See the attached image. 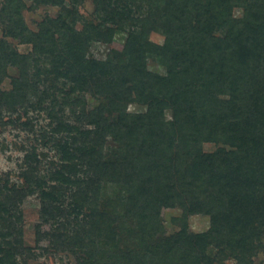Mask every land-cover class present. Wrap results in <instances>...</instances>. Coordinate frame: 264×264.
Instances as JSON below:
<instances>
[{"label": "trees", "instance_id": "trees-1", "mask_svg": "<svg viewBox=\"0 0 264 264\" xmlns=\"http://www.w3.org/2000/svg\"><path fill=\"white\" fill-rule=\"evenodd\" d=\"M36 1L63 5L37 31L22 0L0 12V137L45 112L57 161L44 172L33 147L21 183L0 174V264L36 258L23 226L32 194L53 225L50 246L80 253V264H255L264 250V0H94L90 17L77 10L83 0ZM119 32L122 52L88 55ZM10 66L19 75L5 90ZM88 93L106 103L91 105ZM109 137L117 146L106 154ZM163 207L182 210L169 235ZM196 214L209 215L207 230L191 229Z\"/></svg>", "mask_w": 264, "mask_h": 264}, {"label": "rangeland", "instance_id": "rangeland-1", "mask_svg": "<svg viewBox=\"0 0 264 264\" xmlns=\"http://www.w3.org/2000/svg\"><path fill=\"white\" fill-rule=\"evenodd\" d=\"M24 3V9L22 11L23 18L26 24L31 30L37 31L39 29V23L45 20L47 17H58L61 12V4L54 2H37L36 0H22ZM7 0H0V12L4 8ZM78 12L84 17H90L95 11L94 0H83L81 4L77 6ZM241 8H236L235 15H241ZM81 23L79 24V27ZM3 32L0 28V36ZM126 32H119L115 34L113 39L107 41H95L89 51V56L105 59L110 53H120L124 49V42ZM20 52L31 51V44L20 43L17 39L9 38ZM150 39L157 43H163L165 35L161 32H152ZM149 68L165 73V67L154 59H149ZM8 76L4 79L1 87L3 89H10L12 87V76L19 75V69L17 67L10 66L8 68ZM87 100L94 105L97 102L106 103L104 99H99L98 96L88 93ZM137 104H130L129 110L135 111L140 109ZM30 116H33L32 128H25L21 125L18 126L9 124L5 126V129L1 135L2 145L0 146V174L9 173L11 175V181L22 182L19 173L25 155L32 151V148H36V153L39 158L43 160V171L47 172L52 167V161H57L56 152L51 146V143L47 138L51 134V126L49 119L45 112L33 111L30 112ZM168 119H171V112H167ZM28 116H23L22 120H26ZM8 119L5 115V120ZM73 120V119H72ZM45 134V135H43ZM117 143L112 137H109L106 144V154L112 147H116ZM214 143H205L204 148L206 150L215 149ZM41 199L39 195H29L23 203L24 211V232L26 245L34 248L36 258L28 259L27 264H80V253L73 251H60L50 246V235L53 229L52 223L44 222L41 219L40 214ZM182 214V210L178 207H163L162 209V221L165 226L166 235L171 234L180 227L178 217ZM190 227L194 231H204L210 226V217L205 214L192 215L189 218ZM39 226V228H38ZM255 264H264V250L258 249L254 256ZM215 264H233L232 260H226L223 263Z\"/></svg>", "mask_w": 264, "mask_h": 264}]
</instances>
